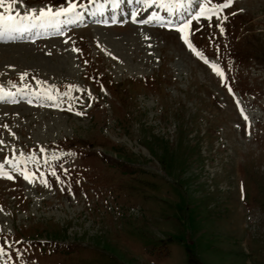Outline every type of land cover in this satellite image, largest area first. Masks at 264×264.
<instances>
[{
    "label": "rangeland",
    "instance_id": "1",
    "mask_svg": "<svg viewBox=\"0 0 264 264\" xmlns=\"http://www.w3.org/2000/svg\"><path fill=\"white\" fill-rule=\"evenodd\" d=\"M121 1L0 35V264H264V0Z\"/></svg>",
    "mask_w": 264,
    "mask_h": 264
},
{
    "label": "snow or ice",
    "instance_id": "2",
    "mask_svg": "<svg viewBox=\"0 0 264 264\" xmlns=\"http://www.w3.org/2000/svg\"><path fill=\"white\" fill-rule=\"evenodd\" d=\"M21 2V0H0V35L3 34L4 31H14L20 30L22 26L30 25L33 22H38L40 24L48 25L53 24L66 16L79 15L78 7H80L74 0H68L67 6H61L57 9H53L52 7H41L39 9L33 7L30 10H26L21 14L18 11H14L16 5ZM159 3L161 7L166 8L169 12L175 13L177 9L184 7L185 0H145V3L151 6L152 4ZM190 3V0H188ZM234 0H224L222 4L218 3L216 7H210L208 3H204L200 6L199 11L193 17V19H200L202 17H206L207 19H212L213 16L220 17V20H226L227 15L221 16V12L223 9L228 8L232 5ZM119 0H113V6H118ZM137 13H133V20L136 19ZM152 18H156L155 13ZM141 23H147L148 21H140ZM192 20H183L180 24L175 25L179 33L182 34V39L188 45V47L206 64H209L211 68L221 77H224V71L221 69L216 63L210 61L208 57L201 51L197 49V47L193 44L190 35ZM220 27V31L224 32V28L222 24H218ZM2 90V89H0ZM229 91L231 88L229 87ZM239 103V102H237ZM243 112V109H241ZM245 120H248L247 115L244 116ZM7 127V125H4ZM14 135V133H13ZM0 144H4L3 140H0ZM41 152L45 151L43 148L40 149ZM23 156V153H20ZM33 160L36 159L33 154ZM13 165L17 168H20L21 175H23L24 179L32 181L35 176L34 173L30 174L26 169L21 168L20 165L16 161H12ZM4 168L3 164H0V175H6L2 170ZM55 175V172H53ZM8 179H14L15 177L11 174H7ZM43 183L47 184L48 181L46 179L42 180ZM4 251L2 245H0V253Z\"/></svg>",
    "mask_w": 264,
    "mask_h": 264
},
{
    "label": "bare ground",
    "instance_id": "3",
    "mask_svg": "<svg viewBox=\"0 0 264 264\" xmlns=\"http://www.w3.org/2000/svg\"><path fill=\"white\" fill-rule=\"evenodd\" d=\"M97 3V2H96ZM136 3V2H135ZM102 4H104V3H102ZM111 6L112 4H107L106 6ZM125 5L126 4H124L123 3V1H121V3L120 4H118V6L117 7H119L120 8V6H122V7H125ZM19 9V8H18ZM98 9V8H97ZM97 9H94V10H88V11H86V12H83V13H81V15L83 16V17H87V18H89V20H91V18L93 17V14L97 11ZM105 14H108V16H109V12H104ZM107 18V17H106ZM77 19V18H76ZM85 20H88V19H85V18H82V19H77V22L75 23V24H78V23H81V22H84ZM60 23H62V22H60ZM72 23H66L65 24V26L63 25L61 28L60 27H56L55 29H53V30H50V31H46V34L47 35H49V34H51V33H54V34H57V33H63L68 27H70V26H72L71 25ZM42 24H40V23H38V22H35V24L33 25V24H30V25H25V26H23V27H26L27 29H32L33 27L34 28H37V27H39V26H41ZM60 25V24H59ZM28 31V30H27ZM3 38V37H2ZM24 38L26 39L27 37H26V35L24 36ZM17 39V38H16ZM3 40H5V39H3ZM10 40V39H9ZM6 99H8V97H0V103L1 102H3V101H6Z\"/></svg>",
    "mask_w": 264,
    "mask_h": 264
}]
</instances>
